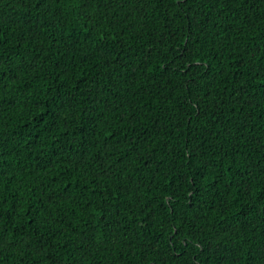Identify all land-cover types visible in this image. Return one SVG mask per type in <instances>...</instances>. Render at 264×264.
<instances>
[{
	"label": "trees",
	"instance_id": "obj_1",
	"mask_svg": "<svg viewBox=\"0 0 264 264\" xmlns=\"http://www.w3.org/2000/svg\"><path fill=\"white\" fill-rule=\"evenodd\" d=\"M0 264H264V0H0Z\"/></svg>",
	"mask_w": 264,
	"mask_h": 264
}]
</instances>
